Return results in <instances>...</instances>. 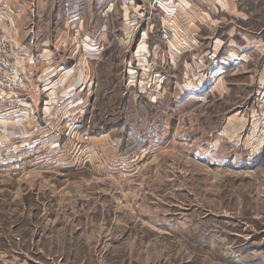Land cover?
I'll return each mask as SVG.
<instances>
[{"label":"rangeland","instance_id":"374dc122","mask_svg":"<svg viewBox=\"0 0 264 264\" xmlns=\"http://www.w3.org/2000/svg\"><path fill=\"white\" fill-rule=\"evenodd\" d=\"M189 13L0 0V264H264V0Z\"/></svg>","mask_w":264,"mask_h":264},{"label":"built area","instance_id":"2783aa9c","mask_svg":"<svg viewBox=\"0 0 264 264\" xmlns=\"http://www.w3.org/2000/svg\"><path fill=\"white\" fill-rule=\"evenodd\" d=\"M162 0H156V3ZM208 0H163V4L165 6L168 5L169 11L172 13L178 12L179 8L189 7L191 8L193 4H197V2L206 3ZM210 1H219V0H210ZM224 1V0H221ZM15 48L11 47L9 42H5L4 39H0V92L5 93L8 90H12L16 88L17 84L23 83L20 82L19 77L22 72L20 71V63L19 61L26 57L27 53L25 51L16 52ZM19 53L20 56L16 58V54ZM13 58L15 60H13ZM23 86V85H21ZM20 87V86H19Z\"/></svg>","mask_w":264,"mask_h":264},{"label":"crops","instance_id":"0c3cea01","mask_svg":"<svg viewBox=\"0 0 264 264\" xmlns=\"http://www.w3.org/2000/svg\"><path fill=\"white\" fill-rule=\"evenodd\" d=\"M211 4V1L210 0H208L206 3H199V2H197V4L195 3V4H193L192 5V7L191 8H189L188 7V9L190 10V13L188 14V15H191V14H193L195 11L196 12H199L200 11V7H202V6H204V5H210ZM187 28H188V26H186V29H185V31L187 30ZM14 44H16V41H14ZM244 48V47H243ZM19 49V52L21 53V51H23V48L22 47H20V48H18ZM26 50V49H25ZM24 50V51H25ZM175 50H177L176 51V53H179V52H181L182 51V49L181 50H179V47H177ZM243 52H245V49H243ZM215 73V72H214ZM217 75H218V73H217ZM219 76V75H218Z\"/></svg>","mask_w":264,"mask_h":264}]
</instances>
